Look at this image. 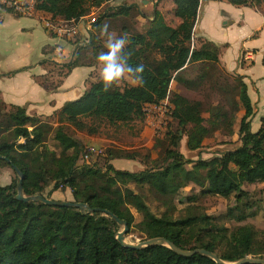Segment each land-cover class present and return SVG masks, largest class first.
Masks as SVG:
<instances>
[{"label":"trees","instance_id":"1","mask_svg":"<svg viewBox=\"0 0 264 264\" xmlns=\"http://www.w3.org/2000/svg\"><path fill=\"white\" fill-rule=\"evenodd\" d=\"M104 1L36 0V8L78 22L87 15L90 5L98 6ZM171 1L173 15L179 20L176 26L168 25L164 15L155 10L145 33L128 36L125 51L129 53V63L145 66L142 85L119 89L113 84L105 89L101 79L94 80L78 98L66 101L44 117L28 115L24 107L6 105L0 99V126L6 128L0 135V155L10 159L23 172L25 195L42 193L50 184L51 191L68 187L75 201L112 211L125 219L129 228L134 226L142 239L163 236L182 248L202 247L229 261L247 255L264 258V241L257 239L251 225L229 229L218 223L217 218L194 213L190 206L177 217L168 211L158 216L140 193L128 187L129 183L138 188L147 186L169 198L193 183L201 188V194L223 198L234 195L235 204L228 208L226 216L241 222L249 207L245 202L248 193L242 185L264 182V118L253 131V106L240 76H234L235 84L224 90L233 93V99L227 102L240 105L244 110L238 128L240 145L196 160L185 158L178 150L181 133H186L188 149L200 150L203 139L211 133L208 124L214 125L212 116L225 117L229 112L222 105V108L216 105L205 118L201 101L189 100L171 89L173 81L189 89H199L206 74L189 79L183 73L189 65L217 66L219 61V48L213 42L203 41L199 47L192 46L200 0ZM226 1L235 5L260 4L259 0ZM129 10L130 6L118 5L110 13L96 18L92 25L98 30L103 18L126 16ZM72 43L73 52L59 66L58 75L76 66L93 64L91 57L88 60L80 58L92 42L85 44L74 40ZM165 97L172 104L170 116L177 129L170 131L169 125L166 126L164 136L169 137L168 146L161 163L156 160L140 171L116 169L109 160L133 156L109 151L104 166L77 163L79 158L83 159L82 143L68 134L67 127L95 134L96 128L88 125L84 118L104 119L110 124L126 122L134 116L143 118L145 104L158 103ZM232 132L229 129V133ZM52 133L60 146L59 154L46 145V138ZM18 138L22 142L14 145ZM2 162L11 166L0 159ZM189 164L192 165L189 167ZM17 181L0 185V264H216L202 254L181 256L162 245L141 249L123 247L115 238L120 226L106 213H83L76 207L20 201L14 196ZM195 198L191 195L187 200L193 202ZM132 208L141 214L137 223L130 214Z\"/></svg>","mask_w":264,"mask_h":264},{"label":"rangeland","instance_id":"2","mask_svg":"<svg viewBox=\"0 0 264 264\" xmlns=\"http://www.w3.org/2000/svg\"><path fill=\"white\" fill-rule=\"evenodd\" d=\"M90 2V0H89ZM263 2L264 0H259ZM90 5V4H89ZM118 5L130 6L128 15H120L117 17H105L102 19L100 28L103 25H108L113 35H126L127 37L136 33H145L149 27L151 19H153L154 11H158L162 16L164 15L165 22L170 26H176L179 22L178 18L173 15V3L171 0H106L100 5H90L89 12L85 21L91 18H98L103 13H110ZM3 10L4 16L7 15V10ZM91 23V31L85 32L86 36L78 34L75 40L79 43L92 42L93 45H89L85 51L81 53V59L88 60L91 57L95 69L92 71V78L95 80L100 79L101 66L96 61V55L98 51L103 49L106 36L102 35ZM197 42L194 40L193 47ZM71 45V44H70ZM74 45V43H73ZM72 46V45H71ZM84 46V45H83ZM154 54V53H153ZM155 55V54H154ZM67 56L66 54L63 56ZM67 59V58H66ZM65 59V60H66ZM53 69L54 75L53 80H58L56 76V67ZM206 74L201 87L198 89H189L182 84L175 83L171 85L173 91L178 92L182 96L189 100H198L202 102V115L205 118L209 117V112L212 107L218 105L222 106L227 110L228 115L225 117L212 116L214 125L208 124L211 133L203 139L202 147L200 150H190L186 145L187 136L186 133H181V139L179 141L178 150L184 155L185 158L196 160L199 158H210L214 155H218L219 152L225 149H232L240 145L238 140V128L241 119L240 110L243 109L240 105L227 102V99H233V93L224 91L234 85V75L223 71L221 66H204L200 64L189 65L183 76L189 79H196L200 74ZM132 85L126 81H121L114 84L115 87L123 89L126 86ZM228 92V93H227ZM222 105V106H221ZM0 112L1 108H0ZM145 112L143 118L133 117L126 122H116L110 124L104 119H91L84 118V121L93 128H96L95 134H88L86 131H76L70 127H67V132L71 136L75 137L82 143V154L89 148H94L100 151L98 155H91L88 162L79 158L78 164L83 163L94 166H104L105 158L108 156L107 151L119 154H130L133 157L127 158L125 156L113 158L115 159L113 165L116 169L123 168L129 171H140L154 161L161 163L164 151L168 146V135L165 137L164 132L166 126L169 125L170 131L177 129L175 121H171L170 118L160 127L153 124L155 120V113L153 111ZM1 119V115H0ZM54 119L53 121H55ZM207 124V123H206ZM258 118H255L252 122L253 130H257ZM156 127V128H155ZM168 128V129H169ZM188 128H186L187 130ZM229 129L233 131L229 133ZM6 132L5 127L0 126V135ZM47 147L54 151L56 154L60 152V146L58 142L53 138V133L48 135L46 138ZM22 142L21 138H18L14 143ZM109 162L113 163L112 160ZM192 164H189L190 167ZM14 179H19L15 174L11 166L0 163V185L10 184ZM18 182V181H17ZM51 186H46L42 194L49 198L57 200H74L71 194L70 188L61 187L57 190L51 191ZM128 187L134 192L140 193L150 210L160 216L165 211L168 214H172L174 217L184 214L185 208L190 206L194 208V213H202L217 218L218 223H221L232 229L238 225L249 224L254 228L256 237L260 241H264V182L244 183L242 189L248 194L245 202L248 203L247 216L241 221L237 222L226 216L228 208L235 204V196L229 198H223L218 195L212 194H201V188L193 183H190L183 189H181L175 196L164 198L153 190H150L147 186L138 188L136 184L129 183ZM195 195L196 198L193 202L187 200L188 196ZM174 207V208H172ZM130 214L134 216V223L141 220V214L135 211L133 208ZM121 228V227H120ZM141 234L134 228H129L126 234V240L128 242L137 243L141 241ZM252 256V255H248Z\"/></svg>","mask_w":264,"mask_h":264},{"label":"crops","instance_id":"3","mask_svg":"<svg viewBox=\"0 0 264 264\" xmlns=\"http://www.w3.org/2000/svg\"><path fill=\"white\" fill-rule=\"evenodd\" d=\"M262 5L263 2L235 5L226 0H200L192 33V46L194 40L197 42L195 47L203 41L213 42L219 48L217 67L240 76L246 84L254 111L252 130L255 129L252 128L253 120L258 118L256 127H259L264 118ZM4 15L0 9V99L6 105L22 106L28 115L49 116L66 101L78 98L95 80L92 78L95 73L91 75L94 65L76 66L66 74L58 75L59 66L73 52L72 41L53 37L37 16H19L9 11ZM87 17L78 21L79 34L84 37L91 29L88 20L85 21ZM57 43L65 46L67 56L60 57L55 53ZM244 50L252 51L253 58L242 60ZM49 66L56 67L58 80H53L55 73ZM240 113L242 116L244 110Z\"/></svg>","mask_w":264,"mask_h":264},{"label":"water","instance_id":"4","mask_svg":"<svg viewBox=\"0 0 264 264\" xmlns=\"http://www.w3.org/2000/svg\"><path fill=\"white\" fill-rule=\"evenodd\" d=\"M231 149V148H230ZM0 159L6 160L12 167L13 171L15 174L18 176V182L16 185V194L14 195L16 199L24 202L28 201H36V202H42L47 205H52V206H65V207H76L79 209V211L83 213H89L93 211H102L109 215L121 228L119 231L116 232L115 238L116 240L120 243L121 246L126 247V248H132V249H141L147 246H152V245H162L165 246L178 255L181 256H190L195 253L202 254L211 260H213L216 264H248V263H253V264H264V258L261 257H253V256H244L236 260H225L220 258L215 252L207 250L202 247H195V248H182L180 246H177L175 243L172 241L166 239L163 236H156V237H151L147 239H141V241L137 243H132L128 242L126 240V234L129 231V226L127 224V221L125 219L119 218L116 214H114L112 211L108 209H102L99 207H90L87 203L83 201H75V200H57L53 198H49L47 196H44L42 193H37L33 195H25L22 190V181H23V172L11 162L10 159H8L5 156L0 155Z\"/></svg>","mask_w":264,"mask_h":264},{"label":"built area","instance_id":"5","mask_svg":"<svg viewBox=\"0 0 264 264\" xmlns=\"http://www.w3.org/2000/svg\"><path fill=\"white\" fill-rule=\"evenodd\" d=\"M0 8L6 10L9 9L13 13L20 16H37L42 22L43 27L53 37L56 36L64 41H74L79 34L78 22H75L73 19L66 20L61 17L46 16L43 11H40L36 8V0H0ZM94 20V18H91L87 21V24L91 25ZM55 53L61 55L60 57L64 56L67 53L65 52V46L57 43ZM252 58L253 52L250 50H244L241 54L242 60H250ZM171 109L172 104L170 103L168 97H165L158 103H147L144 107V110L147 114H149L148 112L151 111L155 113V120L153 124H155L157 127H160L161 129L162 125L167 121L168 118H170ZM99 153L100 151H97L91 147L84 151L82 158L85 162H88V159L91 155H98Z\"/></svg>","mask_w":264,"mask_h":264},{"label":"clouds","instance_id":"6","mask_svg":"<svg viewBox=\"0 0 264 264\" xmlns=\"http://www.w3.org/2000/svg\"><path fill=\"white\" fill-rule=\"evenodd\" d=\"M100 32L106 36V40L103 49L96 55V61L101 66L100 79L104 88L108 89L121 81L142 85L145 66L129 63V53L125 51L128 37L113 35L108 25H103Z\"/></svg>","mask_w":264,"mask_h":264}]
</instances>
